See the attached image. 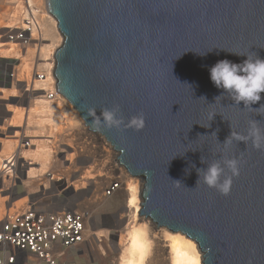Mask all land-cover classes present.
I'll return each mask as SVG.
<instances>
[{
  "label": "water",
  "instance_id": "water-1",
  "mask_svg": "<svg viewBox=\"0 0 264 264\" xmlns=\"http://www.w3.org/2000/svg\"><path fill=\"white\" fill-rule=\"evenodd\" d=\"M46 6L63 38L54 57L57 89L142 179L140 213L195 240L203 264H264V150L251 141H233L227 151L223 145L231 131L246 135L250 120L264 128V107L258 114L234 104L209 73L220 60L264 59V0H46ZM260 95L253 109L264 105ZM114 108L125 125L143 115L145 127L94 125L90 110L99 116ZM225 156L240 161L228 195L204 184L202 174L197 183V169Z\"/></svg>",
  "mask_w": 264,
  "mask_h": 264
},
{
  "label": "rangeland",
  "instance_id": "rangeland-1",
  "mask_svg": "<svg viewBox=\"0 0 264 264\" xmlns=\"http://www.w3.org/2000/svg\"><path fill=\"white\" fill-rule=\"evenodd\" d=\"M36 1L40 7L46 5V0ZM17 4L19 3L15 0L0 1V35L10 25L22 24L23 18L19 9L21 6L16 8ZM3 40L5 39L0 38V137L14 135L11 138L15 139L16 144L10 149V153L16 158L20 157V165L17 161L18 168L24 171L20 172L13 166L12 170L1 168L6 152L0 145V220L7 210L23 208L33 202L51 209L64 207L91 209L93 216L88 226L87 239L64 250L61 257L63 264H119L122 252L119 245L120 237L122 234L126 237L124 226L130 223V218L121 204L112 205L109 197L101 193V188L107 184L104 171L108 172L107 168L103 169L102 151L90 147L87 142L84 143L79 130L81 123L71 126L62 120L53 128L50 114L44 116L45 113H41L38 105L40 97L38 93L36 94L39 91L34 90V80L36 72L43 74L45 72L39 65L45 61L41 56L42 43L49 44L51 40L42 39L41 42L32 41L26 45L16 44V50H11L14 43L1 44ZM62 42L63 38L58 42V47ZM47 53H51V48H48ZM50 58L46 61L50 62ZM13 66L19 82L4 76L5 70H12ZM25 67H29V71H26ZM15 112L22 113V122L19 126L11 125ZM18 130L19 133L15 136V131ZM24 136L33 139V145L19 152L18 138ZM69 144L71 147H67ZM38 150L50 152L47 171L40 174L33 170L37 176L29 178L27 173L30 168L43 167V159L37 154ZM20 154H23V158ZM27 161L32 164L23 166ZM51 173L56 179L62 178L55 182L51 179ZM67 185L72 186V192H61ZM70 190L69 187L68 191ZM155 253L156 248L153 246L147 264H151ZM161 260L157 264H163Z\"/></svg>",
  "mask_w": 264,
  "mask_h": 264
},
{
  "label": "bare ground",
  "instance_id": "bare-ground-1",
  "mask_svg": "<svg viewBox=\"0 0 264 264\" xmlns=\"http://www.w3.org/2000/svg\"><path fill=\"white\" fill-rule=\"evenodd\" d=\"M15 1L19 3L16 5V8L21 6L19 9L21 10V16H22V8H23L22 1L21 0H15ZM30 2L34 11L39 12V10L36 8L38 7L43 8V6L40 7V5L37 4L36 0H30ZM45 8H47L46 5ZM34 13L37 15L36 12ZM37 20L39 23V27L37 31L33 33L31 40L36 42H41L42 41L41 38L43 40L44 39L51 40L49 44L42 43L43 46L41 48L42 49L41 56L43 57L42 59L45 61L39 63L40 68H43L45 70L44 76L46 78L39 79L36 77V80H34V90L39 91L36 92V94L38 93L40 97L38 99L39 108L42 110L41 111L42 114L45 113L44 116L46 115L49 116L50 114V121L53 122V125L51 126L53 128L57 126L60 121L62 122V120L68 122L69 125L71 126H76L79 125V123H81L80 125L81 129L79 130H81V134L84 138L85 123L82 117L73 107V105L61 94H59L56 98L53 99H49L47 95H45L44 89L50 90L51 88L53 89L55 87L56 79L54 76V66H55L54 57L56 50L59 48L58 42L62 38L61 37L62 34L58 29L57 20L52 15H50V13H45V11H40L38 13ZM11 27H15V24L10 25L8 28ZM40 32H42L41 38H40ZM16 44L17 43L13 44L11 50H16L15 49ZM48 48H51L50 54L47 53ZM48 56L51 57L50 62L46 61L49 59ZM25 70L29 71V67H25ZM14 114H15L14 120L11 125L19 126L22 122L21 121L22 113L15 112ZM15 133H16L15 136H17L19 130L15 131ZM13 136L8 134L5 137H0V145L3 146L6 152V154L4 155L5 159L1 165V168L4 169L9 168L10 170H12L11 167L13 166L16 168V170L18 169V171H20V169L18 168L20 165V157L18 156V158H16L12 155V153H10V149L14 148L16 144L15 139L11 138ZM24 137L18 138V144L21 141V139ZM32 140L33 139H31V142ZM84 141H85L84 143L87 142V144L98 145L97 147L94 148H98L103 153L101 159L102 164L105 166V167L103 166V169L106 170L105 168H107L108 172L104 171L107 184L101 188V193H103L105 197L107 198L109 197L108 200L110 203H112V205L119 206L121 204V206H123L125 211H127V216L130 218V223L124 226L126 237L124 234H122V236L120 237L119 245L122 247V249L120 248L122 252L120 255L119 264H147V261L150 260V254L152 252L153 246L156 248V253H155V257H152L151 259V264H157L158 261H160L161 259H162L161 261H163V264H203V253L201 251L200 246L195 240L188 238L187 236L183 235L180 232L170 231L168 228L164 226L158 227L149 217H145L140 213L141 201H142L140 193L143 187V181L141 178L133 176L127 171H125L123 168H119L117 166L118 164L116 160H114L116 155L112 150L111 145L107 144L105 139L103 140L100 138L98 139L96 135L86 136L84 138ZM69 146L71 147L70 144L67 145V147ZM27 148H25L24 146H20V148H18V151L22 152ZM37 154L41 156L43 159L42 160L43 167L30 168L29 172L27 173L29 178L37 176V173H35L33 170H37L38 173L40 174H43L44 172L47 171V167L50 160V152L47 150H38ZM20 155L21 158H23V154ZM14 158H15V162H13ZM17 161L19 165L17 164ZM30 164H32V162L29 161L27 165ZM116 183H118V186L115 187ZM76 185L77 184H75L74 186ZM69 187L71 189L70 191H68ZM106 189H112L110 195L104 192ZM66 191L67 193L72 192V186L67 185ZM87 210H89L88 212L89 214L87 218L85 240L87 239L88 226L93 216V210L88 208Z\"/></svg>",
  "mask_w": 264,
  "mask_h": 264
},
{
  "label": "built area",
  "instance_id": "built-area-1",
  "mask_svg": "<svg viewBox=\"0 0 264 264\" xmlns=\"http://www.w3.org/2000/svg\"><path fill=\"white\" fill-rule=\"evenodd\" d=\"M21 1L23 5L22 24L7 28L0 35V38L5 39L1 41V44H9L12 42L26 45L29 41L32 42V35L39 27L37 20L38 13L40 11L49 13L45 6L43 8H36L39 10L38 12L33 10L30 0ZM41 35L42 32H40V38ZM5 71L6 75L4 76L7 79L19 82L14 66L12 70ZM36 77L39 79L46 78L40 72L38 74L36 72ZM44 91L49 99L56 98L60 94L56 82L53 89H44ZM84 131V138L86 136L96 135L98 139H105L106 143L111 145L116 155L114 160H116L117 166L127 171L125 166L119 163L117 159L119 156L118 151L102 134L91 131L86 125ZM31 145V138L24 137L19 142L18 148L20 146L27 148ZM89 145L90 147L98 146L93 144ZM28 163L26 162L23 166ZM23 171V169L20 170V172ZM51 176V179L55 182L60 181L62 178L58 177L56 179L52 173ZM116 186H118V183H116ZM111 190L106 189L104 192L110 195ZM62 191L67 193L66 188L62 189ZM49 208H43L39 203L33 202L26 207L9 209L4 213L0 220V264H63L61 257L64 254V250L85 241V231L89 214L87 208Z\"/></svg>",
  "mask_w": 264,
  "mask_h": 264
},
{
  "label": "clouds",
  "instance_id": "clouds-1",
  "mask_svg": "<svg viewBox=\"0 0 264 264\" xmlns=\"http://www.w3.org/2000/svg\"><path fill=\"white\" fill-rule=\"evenodd\" d=\"M231 53L241 55L235 52ZM209 73L214 86L222 89L234 104L240 105L243 103L244 108H250L261 114L259 109L264 107V105H261L258 109H253L251 106L259 102L261 100L260 94L264 93V59L257 56L252 58L247 55V58L242 63H233L227 59L220 60L209 69ZM221 96H217L215 100ZM118 111V108L103 109L100 115L96 116L95 110H90V115L94 116V125L120 128L121 125H125V121L123 117L118 116ZM215 115L213 114V117ZM125 127L137 131L142 130L145 127L144 116H132L128 119ZM233 141L243 142L245 145L251 141L253 148L264 150V128L260 127L259 121L250 120L246 135L231 131V134L223 142L225 151L229 149ZM201 162L203 163L202 159ZM239 166L240 161L237 158H227L225 156L222 160H215L207 165L206 169H197V183L200 182L202 174L204 184L210 188H215L223 195H228L233 183V177H237L240 174ZM225 169L228 171L226 172ZM175 182L180 183L179 181Z\"/></svg>",
  "mask_w": 264,
  "mask_h": 264
}]
</instances>
